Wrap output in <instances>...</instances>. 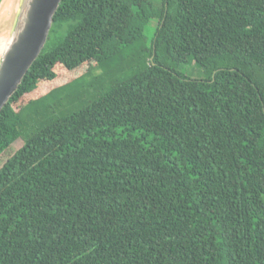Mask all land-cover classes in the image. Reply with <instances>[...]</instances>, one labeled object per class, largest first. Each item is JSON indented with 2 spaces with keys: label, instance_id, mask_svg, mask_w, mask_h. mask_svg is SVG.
<instances>
[{
  "label": "trees",
  "instance_id": "obj_1",
  "mask_svg": "<svg viewBox=\"0 0 264 264\" xmlns=\"http://www.w3.org/2000/svg\"><path fill=\"white\" fill-rule=\"evenodd\" d=\"M3 155L0 264H264V0H61Z\"/></svg>",
  "mask_w": 264,
  "mask_h": 264
},
{
  "label": "water",
  "instance_id": "obj_2",
  "mask_svg": "<svg viewBox=\"0 0 264 264\" xmlns=\"http://www.w3.org/2000/svg\"><path fill=\"white\" fill-rule=\"evenodd\" d=\"M60 1L21 0L0 53V111L45 46Z\"/></svg>",
  "mask_w": 264,
  "mask_h": 264
},
{
  "label": "rangeland",
  "instance_id": "obj_3",
  "mask_svg": "<svg viewBox=\"0 0 264 264\" xmlns=\"http://www.w3.org/2000/svg\"><path fill=\"white\" fill-rule=\"evenodd\" d=\"M21 0H1L0 1V45L2 43H6L11 30L15 24V20L17 17V12L20 8ZM2 50V48H1ZM0 50V53H1ZM178 70L189 75L190 77H202L203 74L201 70L194 66L193 64H183L178 67ZM20 141H16L12 144L11 149L8 150V153L18 147ZM6 155H3L0 158V163L5 158Z\"/></svg>",
  "mask_w": 264,
  "mask_h": 264
},
{
  "label": "bare ground",
  "instance_id": "obj_4",
  "mask_svg": "<svg viewBox=\"0 0 264 264\" xmlns=\"http://www.w3.org/2000/svg\"><path fill=\"white\" fill-rule=\"evenodd\" d=\"M3 46H4V43H2V44L0 45V50H1V48H3Z\"/></svg>",
  "mask_w": 264,
  "mask_h": 264
}]
</instances>
